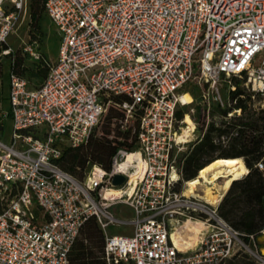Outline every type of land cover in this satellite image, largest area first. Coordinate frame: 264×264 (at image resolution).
Segmentation results:
<instances>
[{
    "label": "built area",
    "instance_id": "2783aa9c",
    "mask_svg": "<svg viewBox=\"0 0 264 264\" xmlns=\"http://www.w3.org/2000/svg\"><path fill=\"white\" fill-rule=\"evenodd\" d=\"M43 1L61 44L39 86L9 72L13 133L9 143L0 139V264H70L91 216L105 234L106 264H227L244 254L264 264V226L256 234L233 227L219 212L227 190L216 203L188 194L182 170L210 122L216 145L254 132L264 150V124L248 123L264 114V0ZM26 3L0 0V45ZM24 50L39 57L31 43ZM195 77L201 120L211 93L226 120H204L199 134L190 113L177 117L182 88ZM109 106L122 111L112 118L119 134L107 135L117 145L111 166L93 164L80 179L60 166L63 148L87 143ZM257 166L264 169V158ZM118 174L125 179L115 184ZM120 202L131 219L113 212ZM129 225L130 234L108 232Z\"/></svg>",
    "mask_w": 264,
    "mask_h": 264
},
{
    "label": "trees",
    "instance_id": "16d2710c",
    "mask_svg": "<svg viewBox=\"0 0 264 264\" xmlns=\"http://www.w3.org/2000/svg\"><path fill=\"white\" fill-rule=\"evenodd\" d=\"M29 10L31 30H39L43 13L46 12L44 1L30 0ZM8 47L9 46L6 43L0 45V55H2L3 50ZM3 55L11 57L10 70L13 69L17 74L25 77L24 73L27 69L21 56L16 54L11 55V52ZM38 58L40 59V57ZM40 61L42 60L40 59ZM46 64L48 65L49 70V62L46 61ZM47 73L48 71L44 72V78L36 85L30 84L28 79L25 78L27 79L29 86L37 87L44 81ZM196 88L200 89L201 86L197 84ZM182 92L195 93L194 88L189 87V82L183 86ZM114 98L116 100L118 99V97ZM200 109L201 107H199L198 110ZM121 113L122 111L119 109L109 106L107 112L102 118V120L106 118V121L103 124V135H96L94 130L87 143L79 147L65 146L59 160L60 166L80 179L83 178L86 170L93 164H99L104 168L109 169L117 145L106 136L114 129L115 135L117 136L119 134V131L112 126V118ZM184 114L185 111L182 109L179 108L177 110V117L179 119L183 118ZM10 117L8 100L5 109H2L0 106V133L4 131L6 121ZM190 120V117L186 118L187 122ZM259 121H261V123H259ZM188 123L192 124V122ZM248 123L251 128H255L260 124L263 125L264 114L257 116L251 114ZM215 129V123L210 122L204 138L201 141L196 142L194 146L186 152L182 169L183 179L192 180L196 178L199 171L216 158L242 157L249 171L243 177L232 181L220 202L219 212L233 227L247 234H256L264 226V169H260L257 166V162L264 158V150L261 148V138L254 134V132H251L250 135L244 138L235 139L232 142L230 149L218 150V145L213 141ZM225 130V128H218L219 132ZM127 139L128 136L125 135V141H127ZM104 246V231L96 217L91 216L84 223L78 237L76 238L70 253V264H106ZM227 264L258 263L247 255H240L229 259Z\"/></svg>",
    "mask_w": 264,
    "mask_h": 264
},
{
    "label": "rangeland",
    "instance_id": "374dc122",
    "mask_svg": "<svg viewBox=\"0 0 264 264\" xmlns=\"http://www.w3.org/2000/svg\"><path fill=\"white\" fill-rule=\"evenodd\" d=\"M29 1L30 0H27L26 3V14L19 19L15 29L10 33L5 43L9 47H11L12 49L11 55L16 54L22 57L23 62L25 63L27 69L24 75L28 79L30 84L36 85L39 84L44 78V72L48 71V65L46 64V61H48L49 63H53L58 58L59 48L61 44V34L56 24L52 21V19L49 17V15L46 12L43 13V17L40 22V29L34 31L31 30ZM30 43L33 44L34 50L37 51L42 61H40L39 58L34 57L33 55H31L30 53L24 50V47ZM10 58L11 57L3 54L0 55V106L2 107V109H5L8 104V86L10 81V74H9ZM237 80L239 79L235 77L232 78L233 82H236ZM197 84H199L197 77L189 81V87L194 88L195 93L192 94L189 92L192 96V102L186 105H181L180 109L185 111V113H190L192 120L197 119L195 133L199 134V132H201L204 120L217 121L220 124L226 120L220 116L221 110L219 109V107H217L215 100L212 98L214 95L213 93H211V99H210L211 110L209 117L207 118L205 115L204 120H201V109L200 110L198 109L199 107H202L205 104H203L204 102L201 100V90H200L201 88L200 89L196 88ZM222 84H224V80L222 77H220L219 79L220 88ZM253 114L257 116L255 113ZM261 114L262 113H260L259 115ZM188 117L189 116L187 115L186 118ZM192 120L188 122H192ZM105 121L106 118H104L102 122L95 128L96 135H103V129H104L103 124L105 123ZM259 123H261V121H259ZM12 133H13L12 119L8 118L6 121V126L4 131L0 133V139L5 143H9L12 137ZM106 137L108 138V136ZM230 148L231 145L228 144L225 145L220 144L218 146V150H223V149L227 150ZM201 182L204 185L215 187L214 189L217 191L219 189L218 187H216V184L221 186L224 183V179L222 178L220 180L212 181L211 183H205L201 179ZM197 191L200 194H202L203 193L202 186H199V189ZM112 209L115 215L121 220L131 219L133 216L132 208L124 202H120L113 205ZM132 230L133 227L131 225L112 226L108 229V232L130 234ZM261 243L262 245H264L263 238H261Z\"/></svg>",
    "mask_w": 264,
    "mask_h": 264
},
{
    "label": "bare ground",
    "instance_id": "6f19581e",
    "mask_svg": "<svg viewBox=\"0 0 264 264\" xmlns=\"http://www.w3.org/2000/svg\"><path fill=\"white\" fill-rule=\"evenodd\" d=\"M192 102V96L189 92H185L182 96V103L184 105ZM247 166L245 165L241 157H220L214 159L211 163L203 167L196 178L190 180V188L186 191L188 194L197 193L199 186H202L203 193L200 196L211 203H216L223 192L226 191L232 181L237 179L240 175L246 173ZM210 174V176H209ZM202 177H205L209 181H216L224 179V183L220 186L216 184V187L220 190H215L213 186L204 185L201 182ZM118 191L110 190L107 194H116Z\"/></svg>",
    "mask_w": 264,
    "mask_h": 264
},
{
    "label": "water",
    "instance_id": "95a60500",
    "mask_svg": "<svg viewBox=\"0 0 264 264\" xmlns=\"http://www.w3.org/2000/svg\"><path fill=\"white\" fill-rule=\"evenodd\" d=\"M124 179H125V177L123 175L118 174L114 178V183L115 184H120V183H122L124 181ZM263 253H264V251H263Z\"/></svg>",
    "mask_w": 264,
    "mask_h": 264
}]
</instances>
